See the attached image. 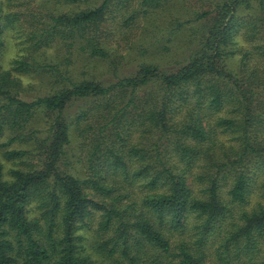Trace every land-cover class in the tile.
<instances>
[{
    "label": "trees",
    "instance_id": "trees-1",
    "mask_svg": "<svg viewBox=\"0 0 264 264\" xmlns=\"http://www.w3.org/2000/svg\"><path fill=\"white\" fill-rule=\"evenodd\" d=\"M34 1L0 0L24 48L0 71V264H264V0ZM157 10L149 45L180 55L119 71L112 39ZM50 45L63 59L38 61ZM76 57L112 78L73 77Z\"/></svg>",
    "mask_w": 264,
    "mask_h": 264
},
{
    "label": "rangeland",
    "instance_id": "rangeland-1",
    "mask_svg": "<svg viewBox=\"0 0 264 264\" xmlns=\"http://www.w3.org/2000/svg\"><path fill=\"white\" fill-rule=\"evenodd\" d=\"M34 3L44 10L57 11L59 9L63 10L69 8L68 4L62 3L59 0H35ZM75 5L83 6L84 0H79L78 2L71 4L70 6ZM166 12L169 13L170 10H164L163 13H158L157 10L154 12L155 14L149 15L148 19H144L143 22L137 20L134 24H132L131 27L119 30L125 33H122L118 40L114 39V37L112 39V43L110 42L112 47L116 49L117 52L122 54L120 55L122 56V58L121 60H119L118 65L119 71L128 72L135 69L136 63L141 59H157L159 63H162V65H164L165 61L169 59L168 56L180 55L182 48L179 36L173 39L172 45L170 46L171 50H169V52L161 51L160 53L149 45V42L152 41L153 33L157 31V25L162 24L163 22L165 23V20L167 19ZM20 31L21 30L15 24L0 36V40L2 43L0 47V71L8 69L10 70L13 59L24 55L23 44L19 43L20 39L22 38ZM142 49L143 52H141ZM38 55V61H41L42 63H51L62 60L64 53L62 50L58 49L56 45H50L43 50H40L38 52ZM60 66L64 67L65 65L62 63ZM66 68L68 69L69 74H72L75 78H80L81 76L92 74L101 79H110L112 78L111 75H113V72L109 70L106 62H99L93 58L85 60L82 57H76L74 60L68 63ZM12 73L13 76L17 77L20 80L22 87L25 90V92L22 94V97L26 99H29L35 93H42L45 89L46 79L42 74L38 75L34 72L19 74L15 71H12ZM68 110L73 111L74 106L70 107ZM6 140V136L0 137V143H4L6 142ZM74 140L75 138L72 139L73 145ZM23 146L24 145L22 144L13 142L9 145H6L5 147L20 148ZM76 152L77 150L74 149V153ZM1 158L2 157H0V160ZM71 160H73V157L71 158ZM1 162L2 171L6 176L7 170L13 166V163L10 161H6L3 158ZM71 166V171L74 174H78L80 170L79 165L73 162Z\"/></svg>",
    "mask_w": 264,
    "mask_h": 264
}]
</instances>
